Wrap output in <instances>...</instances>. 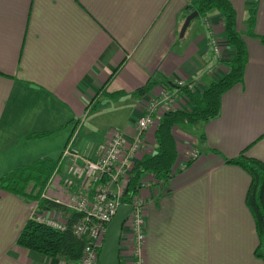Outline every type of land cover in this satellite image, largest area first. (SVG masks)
Returning a JSON list of instances; mask_svg holds the SVG:
<instances>
[{"label": "crops", "instance_id": "crops-1", "mask_svg": "<svg viewBox=\"0 0 264 264\" xmlns=\"http://www.w3.org/2000/svg\"><path fill=\"white\" fill-rule=\"evenodd\" d=\"M230 1L248 54L243 82L222 97L217 118L193 127L196 136L178 135L179 157L194 145L195 162L162 190L147 191L145 264H264L245 205L249 177L225 162L246 150L264 163V0ZM188 5L0 0V178L38 159L57 162L75 131L81 148L110 131L131 141L141 114L134 92L147 83L194 82L199 97L224 77L233 51L222 16H197L179 37ZM33 211V203L0 189V264H67L15 245Z\"/></svg>", "mask_w": 264, "mask_h": 264}, {"label": "built area", "instance_id": "built-area-1", "mask_svg": "<svg viewBox=\"0 0 264 264\" xmlns=\"http://www.w3.org/2000/svg\"><path fill=\"white\" fill-rule=\"evenodd\" d=\"M214 44V53L219 54ZM185 87L194 94L195 84H162L139 98L140 117L137 120L136 135L131 141L118 131L108 132L105 140L93 144L85 142L79 147L78 131L72 133L62 149L57 167L46 180L33 203L31 220L59 232L67 228L72 213L80 215L73 224L74 236L84 242L79 260L67 264H98L108 223L121 204L130 170L147 151V136L152 134L164 113L175 110H189V104L180 88ZM148 152V151H147ZM198 151L188 149L183 163L198 158ZM60 166L64 175L59 173ZM184 166L183 168H186ZM181 168V167H180ZM181 168L180 170H182ZM144 180L139 193L128 205L131 213L123 226L119 243V264H145L144 248L146 231L144 211L148 202L147 191L153 182Z\"/></svg>", "mask_w": 264, "mask_h": 264}, {"label": "trees", "instance_id": "trees-1", "mask_svg": "<svg viewBox=\"0 0 264 264\" xmlns=\"http://www.w3.org/2000/svg\"><path fill=\"white\" fill-rule=\"evenodd\" d=\"M211 11L222 16V24L227 45L233 51L231 60L226 63L227 74L213 82L197 97L185 87L180 92L185 96L189 110H175L164 113L156 126L152 139L154 149L145 153L135 163L126 180V194L122 195V205L128 206L134 195L139 193L145 179L168 183L176 174L175 166L180 154L177 130L184 127L192 128L198 123H207L218 117L222 97L234 87L241 85L247 64V48L244 37L237 29V14L230 0H189L184 9V17L192 12L205 17ZM255 7L250 10L251 25ZM165 84L173 86L172 83ZM153 89L152 84L135 90L137 98H141ZM121 93H116L117 96ZM43 134L31 135L27 138H41ZM246 150L237 158L227 159L226 164L240 168L249 177V185L245 194V205L253 220L258 245L254 254L264 263V163L248 157ZM56 160L42 158L26 165H19L0 178V189L7 193L23 197L33 203L38 199L39 192L56 167ZM189 165V163H188ZM187 165V166H188ZM175 171V172H174ZM178 173V172H177ZM80 218L79 214L69 216L67 228L63 232L56 231L29 219L20 230L15 245L21 249L34 252L46 258H63L68 262L80 259L84 242L78 240L73 232V224Z\"/></svg>", "mask_w": 264, "mask_h": 264}, {"label": "water", "instance_id": "water-1", "mask_svg": "<svg viewBox=\"0 0 264 264\" xmlns=\"http://www.w3.org/2000/svg\"><path fill=\"white\" fill-rule=\"evenodd\" d=\"M198 16L197 12L190 13L181 27L179 37H182L190 22ZM125 189L124 194H126ZM131 208L129 206L118 207L116 213L108 223L103 244L98 256V264H119V243L124 224L129 218Z\"/></svg>", "mask_w": 264, "mask_h": 264}, {"label": "rangeland", "instance_id": "rangeland-1", "mask_svg": "<svg viewBox=\"0 0 264 264\" xmlns=\"http://www.w3.org/2000/svg\"><path fill=\"white\" fill-rule=\"evenodd\" d=\"M214 52V51H213ZM218 55L219 54H215V56H217L218 57ZM194 130V128L192 127V128H189V127H184V128H181L180 130H177L176 132H175V135H177V134H186V132H191V133H193V136H196V132H194L193 131ZM111 132V131H110ZM81 134H83L84 135V133L82 132ZM198 134V133H197ZM80 137H82V138H84V136H80ZM179 138V137H178ZM147 142H148V148L146 149L148 152H151V151H153V149H154V141H153V139H152V137H148L147 136ZM185 144V143H184ZM184 144H182L181 143V147H183L184 146ZM191 146H193L192 148H194V145H191ZM194 149H196V148H194ZM197 151H198V153H199V155H198V157L200 156V152H199V150L198 149H196ZM147 151L145 152V153H147ZM188 152V149H185L184 151H183V153L180 155V157L178 158V160H179V162L177 161V165L175 166V171H176V173L177 172H179V171H181L180 169L181 168H183L184 166H186L184 163H183V160H184V156H185V154ZM144 153V154H145ZM143 154V155H144ZM195 161H193L192 163H194ZM181 167V168H180ZM187 167V166H186ZM185 168H183L182 170H184ZM174 171V172H175ZM147 180V179H146ZM150 181H151V179H149ZM148 180V181H149ZM153 182H155V183H153ZM152 183L153 184H157L156 182V180L155 181H153ZM169 182V181H168ZM164 186H165V184L164 183H159L158 184V186H155V188L157 189V190H162L163 188H164ZM154 187V186H153ZM34 203V202H33ZM34 207V206H33Z\"/></svg>", "mask_w": 264, "mask_h": 264}]
</instances>
